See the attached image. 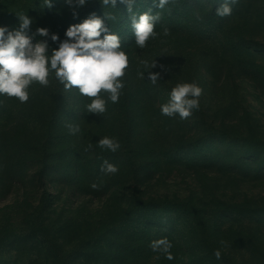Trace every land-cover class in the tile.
I'll return each mask as SVG.
<instances>
[{
  "label": "rangeland",
  "instance_id": "1",
  "mask_svg": "<svg viewBox=\"0 0 264 264\" xmlns=\"http://www.w3.org/2000/svg\"><path fill=\"white\" fill-rule=\"evenodd\" d=\"M51 2L0 0V27L17 29L23 13L30 34L44 27L63 40L70 25L110 13L129 67L104 115L87 113L89 98L54 76L30 85L26 103L0 95V264H264V0H238L223 18V0L163 10L135 0V14L161 16L144 49L120 0ZM148 71L160 73L156 85ZM192 82L203 89L199 109L186 120L162 115L172 88ZM69 123L81 131L71 135ZM105 136L119 150H102ZM105 160L118 172H101ZM165 237L172 260L149 246Z\"/></svg>",
  "mask_w": 264,
  "mask_h": 264
},
{
  "label": "clouds",
  "instance_id": "2",
  "mask_svg": "<svg viewBox=\"0 0 264 264\" xmlns=\"http://www.w3.org/2000/svg\"><path fill=\"white\" fill-rule=\"evenodd\" d=\"M71 6L73 0H67ZM76 6H85L87 0H75ZM104 7L115 8L117 0H101ZM125 4L130 14V27L135 38L137 48L144 49L150 39H155L158 33L155 25L160 21L159 12L152 14V9L137 15L133 12L135 0H120ZM175 0H153V6L163 10ZM238 0H223L216 9V15L223 18L232 14V5ZM45 6L53 7L51 0H45ZM78 15L73 11L74 18ZM19 27L9 30L8 27H0V95L9 98H17L20 103L29 100V86L34 82L47 87L50 84V76L58 81L65 91L77 90L83 97L89 98L86 104V112L96 115H104L106 103H117L125 87L123 77L129 67V57L122 48L121 37L111 31L105 20L114 21L116 17L110 13H104V18L91 13L81 23L70 25L66 32V38L60 40L58 34H51L44 27H37L31 31L32 19L26 14H17ZM165 36L169 29L164 28ZM42 37L45 39H37ZM49 39L58 45L51 48ZM49 52L51 54H49ZM148 69L156 68L155 60L150 64L142 61ZM161 69L163 65H159ZM144 79V73L139 74ZM161 79L159 72L148 71V80L153 85ZM105 94L107 99L101 94ZM203 89L196 82L178 83L169 93L167 103L161 105L162 115L168 117L179 116L181 120L188 119L194 110L199 109V98ZM71 135H77L81 129L78 124L66 125ZM98 146L102 150L116 152L120 143L111 137H103ZM91 147V145H89ZM87 150V149H86ZM118 167L104 161L100 171L107 174H115ZM93 190H98L99 185L91 184ZM153 252L162 253L166 259H174L170 249L171 242L165 237L150 243ZM214 255L221 258V252L216 250ZM159 259V256L155 257Z\"/></svg>",
  "mask_w": 264,
  "mask_h": 264
},
{
  "label": "trees",
  "instance_id": "3",
  "mask_svg": "<svg viewBox=\"0 0 264 264\" xmlns=\"http://www.w3.org/2000/svg\"><path fill=\"white\" fill-rule=\"evenodd\" d=\"M37 182H38V186H40V188H44V184H45V174H44V172L42 171V172H40V174L38 175V179H37ZM40 203H41V205H44L45 204V197H41V201H40ZM31 239H33V240H37L38 239V237L36 236V234L35 235H33L32 237H31ZM39 243H41V242H39ZM64 258V257H63ZM51 261H52V259H51ZM48 263V262H47ZM55 262L53 261V262H50V264H54Z\"/></svg>",
  "mask_w": 264,
  "mask_h": 264
}]
</instances>
